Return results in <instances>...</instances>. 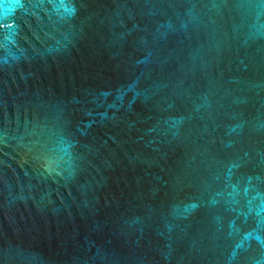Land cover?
I'll list each match as a JSON object with an SVG mask.
<instances>
[{"label": "water", "instance_id": "obj_1", "mask_svg": "<svg viewBox=\"0 0 264 264\" xmlns=\"http://www.w3.org/2000/svg\"><path fill=\"white\" fill-rule=\"evenodd\" d=\"M0 264H264V0H0Z\"/></svg>", "mask_w": 264, "mask_h": 264}]
</instances>
